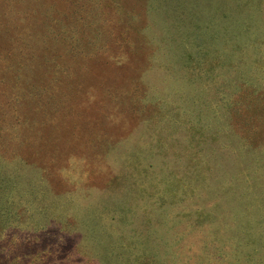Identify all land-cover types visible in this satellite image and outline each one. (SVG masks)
Returning <instances> with one entry per match:
<instances>
[{"label": "rangeland", "instance_id": "obj_1", "mask_svg": "<svg viewBox=\"0 0 264 264\" xmlns=\"http://www.w3.org/2000/svg\"><path fill=\"white\" fill-rule=\"evenodd\" d=\"M0 264H264V0H0Z\"/></svg>", "mask_w": 264, "mask_h": 264}]
</instances>
